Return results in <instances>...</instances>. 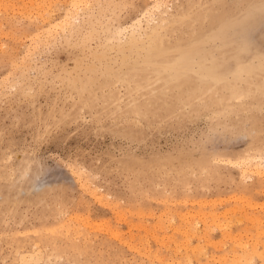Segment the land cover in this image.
<instances>
[{"label": "rangeland", "instance_id": "374dc122", "mask_svg": "<svg viewBox=\"0 0 264 264\" xmlns=\"http://www.w3.org/2000/svg\"><path fill=\"white\" fill-rule=\"evenodd\" d=\"M25 1L0 0V264H264V0H79L50 35L71 0Z\"/></svg>", "mask_w": 264, "mask_h": 264}, {"label": "bare ground", "instance_id": "6f19581e", "mask_svg": "<svg viewBox=\"0 0 264 264\" xmlns=\"http://www.w3.org/2000/svg\"><path fill=\"white\" fill-rule=\"evenodd\" d=\"M28 1V0H27ZM27 1H25V3L27 2ZM30 1V0H29ZM151 2H152V4H153V7H155V8H157L159 11L160 10H162L161 9V2L163 1V0H150ZM38 2V1H37ZM24 3V2H23ZM31 3H32V1H30V5H31ZM39 3V2H38ZM79 3H80V1L79 0H71L70 1V8H68L67 9V11H66V13H65V16L63 17V19H61V20H52V22L51 23H49V25L47 26V30H48V32L46 33V34H48V35H50L51 34V32L53 31V30H57V29H62L63 31H66V20L70 17V15H72V13L74 12V10L76 11V9L78 8V5H79ZM25 5V4H24ZM27 5V4H26ZM29 6V5H28ZM38 7H39V5H37ZM49 6L50 5H48V6H46L47 8H49ZM24 7V6H23ZM24 10H26V8L24 9ZM78 10V9H77ZM52 11V10H51ZM156 11V10H155ZM163 11V10H162ZM167 11V10H166ZM162 13V12H161ZM151 14V9H148L146 12H145V14H144V16L145 15H150ZM46 14L44 13V15H41V16H45ZM152 17V16H151ZM180 17V16H179ZM181 18V17H180ZM177 19V18H176ZM179 20V19H178ZM138 27L140 26L141 27V19H139L138 21H137V24H136ZM68 27V26H67ZM130 27V26H129ZM134 27V26H133ZM133 27H131V28H133ZM130 28V29H131ZM158 28V27H157ZM134 30V29H133ZM159 30V29H158ZM162 31V30H161ZM160 31V32H161ZM124 32L125 33H128L129 32V29H125L124 30ZM133 32V31H132ZM156 32H157V30H156ZM118 34V33H117ZM120 34V33H119ZM162 34V33H161ZM124 37V36H123ZM125 37H126V35H125ZM159 38H160V36H159ZM151 40V39H150ZM259 40V39H258ZM155 41H157V40H155ZM259 43V42H258ZM154 44H155V42H154ZM156 44H157V42H156ZM162 45V44H161ZM250 50L251 51H253V53L251 54L252 56H254V58L257 56V55H264V42H260L259 44H254V46H250ZM155 51H157V49L155 50ZM160 52V51H159ZM177 52V51H176ZM166 53V52H165ZM258 53V54H257ZM160 54V53H159ZM163 54H164V52H163ZM248 56V55H247ZM248 58V57H247ZM246 58V59H247ZM159 59V58H158ZM157 59V60H158ZM167 60V59H166ZM161 61V60H160ZM248 61V60H247ZM246 61V62H247ZM251 61H252V59H250V61H248V62H250L251 63ZM163 62V61H162ZM169 62H171L172 63V65H174V57H170L169 58ZM243 63H244V60H243ZM249 63V64H250ZM244 65H241V67H243ZM160 67H161V65H160V63L159 62H157V66L156 67H154V68H152V72H154V74L157 76L158 75V73H159V71H161V69H160ZM164 68V67H163ZM230 69V68H229ZM232 71V70H231ZM142 77H144V79H145V74H143L142 75ZM148 77V76H147ZM146 77V78H147ZM192 79H194V78H191V79H189L188 81L189 82H191V83H193V81H192ZM159 80V78L157 79V81ZM199 81L201 82V86H204V87H206V88H210V85H209V83H210V81H211V79H209V77H207V78H204V79H202V80H200L199 79ZM76 82V81H75ZM147 82V80H144V83H146ZM139 90H144V84L143 83H141V85L139 86ZM155 105V104H154ZM218 161V160H217ZM234 162V161H233ZM228 163H232V162H228ZM246 163H247V165L246 164H244V166H242L241 165V167H240V169H241V172L242 173H245L246 174V172H248V171H251V168L252 167H254V169H255V172H256V174H257V176L259 177V178H264V163L262 162V160L260 159V158H256V157H250V158H248V159H246ZM240 164V163H239ZM238 165V164H237ZM236 166V165H235ZM253 171V170H252ZM72 172V171H71ZM240 172V173H241ZM74 173H76V172H74ZM85 173V172H84ZM75 175V174H74ZM73 175V176H74ZM86 175V174H85ZM80 176V175H79ZM79 176H78V178H79ZM246 177V176H245ZM242 178H244V177H242ZM80 179H81V177H80ZM80 181V184H81V187H83L85 184L81 181V180H79ZM84 182H85V180H84ZM87 183V182H86ZM89 183V182H88ZM87 186V185H86ZM90 186V185H89ZM83 188H85V186L83 187ZM91 188V187H90ZM87 189L89 190V187H87ZM86 189V190H87ZM87 190V191H88ZM94 191V190H93ZM97 191V189L95 190V192ZM89 192V191H88ZM95 192H92L91 191V193H90V196H91V198L92 199H94L96 202H98V203H100V204H103L104 202H103V199L100 197V195L98 196L97 195V193H95ZM98 192H99V190H98ZM86 193V192H85ZM98 194H100V193H98ZM88 195V194H87ZM106 197V196H105ZM107 199V198H106ZM106 201V200H105ZM99 204V205H100ZM104 204H106V203H104ZM112 204H114V203H112ZM107 205V204H106ZM108 206V205H107ZM106 206V207H107ZM114 206V205H113ZM112 211V210H111ZM62 212V211H61ZM62 214H63V212H62ZM66 214V213H65ZM60 215V214H59ZM79 221V220H78ZM188 221V220H187ZM66 222V221H65ZM79 223V222H78ZM66 224H68L67 222H66ZM81 224V223H80ZM89 224V223H88ZM60 225V224H59ZM79 225V224H78ZM187 225V224H186ZM75 226V225H74ZM80 226V225H79ZM85 226H86V222H85ZM60 227V226H59ZM63 227H64V225H63ZM67 227V226H66ZM70 227H73V226H71L70 225ZM69 227V228H70ZM84 227V226H83ZM80 228V227H79ZM190 228V227H189ZM188 228V230H190ZM64 229V228H63ZM78 229V228H77ZM186 229V228H185ZM67 230V229H66ZM75 230V229H74ZM110 232V231H109ZM112 232H113V230H112ZM71 233V232H70ZM80 233V232H79ZM83 233V232H82ZM81 233V234H82ZM86 233V232H85ZM111 233V232H110ZM181 233H183V232H181ZM187 233H188V231H187ZM114 234H115V231H114ZM117 235L119 234V233H116ZM115 234V235H116ZM184 234V233H183ZM189 234H190V232H189ZM192 234V233H191ZM66 235V234H65ZM67 235H69V234H67ZM115 235L114 236H112V233L110 234V236H112L113 238H117V236L115 237ZM185 235V234H184ZM71 236V235H70ZM88 236H90V235H88ZM207 236V235H206ZM54 238H58V237H54ZM67 238H68V236H67ZM186 238H187V235H186ZM190 238H192V237H190ZM206 237H204V239H205ZM52 239V238H51ZM72 239V238H71ZM79 239V238H78ZM120 239V237H118V240ZM207 239V238H206ZM205 239V240H206ZM77 240V239H76ZM87 240V239H86ZM90 240V239H89ZM69 241H71V240H69ZM79 241H81V240H79ZM91 241V240H90ZM122 241V240H121ZM121 241H119V242H121ZM191 241V240H190ZM208 241V240H207ZM206 241V242H207ZM210 241V240H209ZM76 242V241H75ZM127 242V241H126ZM126 242H124V243H126ZM73 244H74V242H73ZM76 244V243H75ZM77 244H78V242H77ZM82 244V243H81ZM189 244H190V242H189ZM208 244V243H207ZM64 245V244H63ZM126 245H128V249H132V244H130V243H127ZM84 246V245H83ZM69 247H71V246H69ZM81 247V246H80ZM180 247V246H179ZM63 248H64V246H63ZM67 248H68V246H67ZM66 248V249H67ZM72 248V247H71ZM176 248H177V246H176ZM58 249V248H57ZM134 249H136V248H134ZM179 249V248H178ZM74 250H76V249H74ZM255 250V249H254ZM253 250V251H254ZM204 251V250H203ZM247 255V254H246ZM158 256V255H157ZM157 256H155V258L157 257ZM233 256H235V255H233ZM31 257V256H30ZM190 257V256H189ZM247 257V256H246ZM246 259V260H245ZM244 260H245V262L246 261H248L249 259H247V258H245ZM251 260H252V258H250ZM26 260V259H25ZM233 260H235V257H233ZM188 261V264H190V259L188 258L187 260H186V262ZM180 262V261H179ZM185 262V263H186ZM46 263V262H45ZM240 263H242V262H240ZM244 263V262H243ZM174 264H181V262L180 263H176L175 261H174ZM249 264V263H248Z\"/></svg>", "mask_w": 264, "mask_h": 264}]
</instances>
